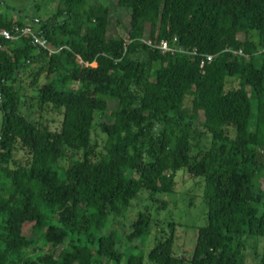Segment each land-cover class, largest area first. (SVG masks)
Returning <instances> with one entry per match:
<instances>
[{"label": "trees", "instance_id": "obj_1", "mask_svg": "<svg viewBox=\"0 0 264 264\" xmlns=\"http://www.w3.org/2000/svg\"><path fill=\"white\" fill-rule=\"evenodd\" d=\"M117 3L130 11L125 38L106 36L103 0H59L45 19L0 11V28L29 25L55 49L0 37V264H144L141 251L121 252L112 218L142 190L171 192L182 168L204 177L205 224L189 257L174 254L170 233L148 260L244 264L246 236H264V194L254 185L264 171V0ZM161 41L196 54L163 52ZM33 65L29 84L41 104L62 111L59 130L20 112L21 80ZM229 78L238 85L226 88ZM200 111L206 149L193 122ZM98 113L109 120L96 122ZM95 124L106 135L102 152ZM192 146L200 149L194 155ZM68 149L83 157L62 170ZM16 150L27 153L25 164ZM26 222L36 238L23 233ZM151 223L139 212L126 240L143 239ZM39 243L63 248L54 255Z\"/></svg>", "mask_w": 264, "mask_h": 264}, {"label": "rangeland", "instance_id": "obj_2", "mask_svg": "<svg viewBox=\"0 0 264 264\" xmlns=\"http://www.w3.org/2000/svg\"><path fill=\"white\" fill-rule=\"evenodd\" d=\"M0 4V11L13 16L15 19L23 17L29 19L27 15L35 14L42 19L52 15L57 8L59 0H3ZM109 7V19L106 36H127L129 26L130 11L128 8L119 6L117 0H103ZM38 65H33L25 70L21 80L22 103L20 112L33 123L46 125L51 130H59L62 120V111L55 109L51 105L41 104L38 92L35 87L29 84L32 76L30 71H35ZM237 78H229L226 88L236 87ZM185 105L190 109L191 97L185 99ZM115 107L114 102H109V109ZM106 117L97 114L96 122L108 121ZM198 129L204 131L201 136V148L206 149L210 145V134L205 132L202 127L203 114L198 112L193 120ZM159 125L155 129L158 130ZM93 143L97 152L103 151L106 135L99 126L95 124L92 133ZM200 149L192 146L191 154L194 155ZM83 151L66 150L65 156L60 159L59 167L65 170L73 163L82 159ZM259 159L264 163V149L259 152ZM14 158L21 164L28 160L27 153L23 150H16ZM62 173V171L60 172ZM174 187L169 193H158L152 196L148 191L142 190L132 200L129 210L121 215L112 218V225L119 237L118 246L125 255L142 252L144 264H152L147 253L153 245L162 237L173 234V252L175 255L189 257L194 248L195 238L198 227L205 224L207 207L204 201V177L192 176L187 173L185 168L179 169L174 174ZM256 189H260L264 194V171L256 176L254 180ZM141 211L147 212L152 217V223L148 235L143 239L128 241L125 234L130 231L131 224ZM106 229L103 230L105 232ZM23 233L26 236L36 238L32 230V223L26 222L23 225ZM43 247V251L52 252L57 255L63 245L53 246L51 244L37 245ZM264 250V236L247 235L244 264H260ZM37 252V250H34ZM32 252V248L28 249Z\"/></svg>", "mask_w": 264, "mask_h": 264}, {"label": "built area", "instance_id": "obj_3", "mask_svg": "<svg viewBox=\"0 0 264 264\" xmlns=\"http://www.w3.org/2000/svg\"><path fill=\"white\" fill-rule=\"evenodd\" d=\"M0 37L5 41H16L19 40L22 37H28L32 40L34 44L37 46L46 49L48 53H52L55 51L54 47L50 44V42L43 36L37 35L34 30L29 25L24 26H17L13 25L10 29L6 28H0ZM147 44L151 45L150 41H146ZM4 45L2 44V41H0V48H2ZM159 49H161L163 52L169 51L171 53L174 52H181L186 54H196L195 50L189 51L184 49L181 46H169L166 41H161L158 45ZM235 54L243 55V52L241 49L237 51H233ZM212 55H207L206 59L207 61H210L212 59ZM203 64V61L202 63Z\"/></svg>", "mask_w": 264, "mask_h": 264}]
</instances>
